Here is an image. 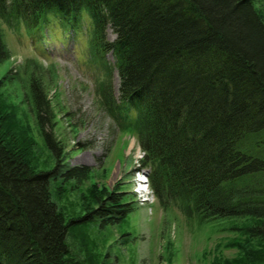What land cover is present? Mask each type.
<instances>
[{
    "label": "trees",
    "instance_id": "16d2710c",
    "mask_svg": "<svg viewBox=\"0 0 264 264\" xmlns=\"http://www.w3.org/2000/svg\"><path fill=\"white\" fill-rule=\"evenodd\" d=\"M257 1L0 0V24L23 23L33 36L55 21L74 28L89 17L94 49L112 53L120 79L112 115L137 135L161 205L178 203L204 220L249 218L240 231L264 242V21ZM9 58L0 28V64ZM33 90L47 158L59 162L54 148L64 146L49 132L52 107L41 86ZM6 106L0 102V264H80L67 242L71 225L90 218L113 226L133 207L125 192L89 191L81 197L87 216L67 223L51 184L83 183L92 168L42 169L29 127L19 122L17 134Z\"/></svg>",
    "mask_w": 264,
    "mask_h": 264
},
{
    "label": "rangeland",
    "instance_id": "374dc122",
    "mask_svg": "<svg viewBox=\"0 0 264 264\" xmlns=\"http://www.w3.org/2000/svg\"><path fill=\"white\" fill-rule=\"evenodd\" d=\"M255 7L264 21V0ZM0 28L10 54L0 64V102L12 110L13 130L18 134L21 121L29 127L33 152L46 162L42 169L52 170L57 163L59 172L84 166L93 170L83 183L57 178L51 184L52 200L67 223L87 216V201L81 197L90 192L104 197L110 191L125 192L124 201L133 207L113 226L90 218L71 225L67 242L80 264H264V242L240 231L251 219L204 220L184 213L178 203L161 205L151 188L148 196L137 193L146 187L139 179L149 169L142 165L144 153L135 132L112 115L120 79L112 53L94 49L89 17L74 28H61L55 21L33 36L23 23L2 21ZM106 36L109 42L115 39L110 28ZM33 85L41 86L52 107L49 132L64 146L54 148L59 162L47 158Z\"/></svg>",
    "mask_w": 264,
    "mask_h": 264
},
{
    "label": "bare ground",
    "instance_id": "6f19581e",
    "mask_svg": "<svg viewBox=\"0 0 264 264\" xmlns=\"http://www.w3.org/2000/svg\"><path fill=\"white\" fill-rule=\"evenodd\" d=\"M139 182H140V183H143L144 185L147 184V183L145 182V180H143V178H140V179H139ZM144 190H145V188H144V186L142 185L140 191H143V192H144Z\"/></svg>",
    "mask_w": 264,
    "mask_h": 264
}]
</instances>
